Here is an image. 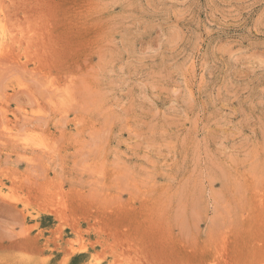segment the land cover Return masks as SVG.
Masks as SVG:
<instances>
[{"label":"rangeland","instance_id":"1","mask_svg":"<svg viewBox=\"0 0 264 264\" xmlns=\"http://www.w3.org/2000/svg\"><path fill=\"white\" fill-rule=\"evenodd\" d=\"M0 264H264V0H0Z\"/></svg>","mask_w":264,"mask_h":264}]
</instances>
